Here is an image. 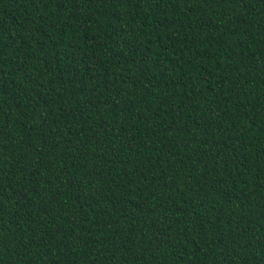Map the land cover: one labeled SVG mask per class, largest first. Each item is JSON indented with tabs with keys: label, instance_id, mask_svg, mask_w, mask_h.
Instances as JSON below:
<instances>
[{
	"label": "trees",
	"instance_id": "1",
	"mask_svg": "<svg viewBox=\"0 0 264 264\" xmlns=\"http://www.w3.org/2000/svg\"><path fill=\"white\" fill-rule=\"evenodd\" d=\"M0 264H264V0H0Z\"/></svg>",
	"mask_w": 264,
	"mask_h": 264
}]
</instances>
